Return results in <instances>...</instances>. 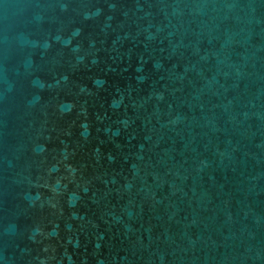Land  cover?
Instances as JSON below:
<instances>
[{
	"label": "water",
	"instance_id": "obj_1",
	"mask_svg": "<svg viewBox=\"0 0 264 264\" xmlns=\"http://www.w3.org/2000/svg\"><path fill=\"white\" fill-rule=\"evenodd\" d=\"M0 264H264V0H0Z\"/></svg>",
	"mask_w": 264,
	"mask_h": 264
}]
</instances>
